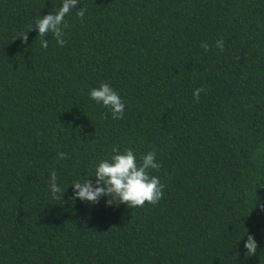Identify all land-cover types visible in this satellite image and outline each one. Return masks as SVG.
I'll return each instance as SVG.
<instances>
[{
	"label": "trees",
	"instance_id": "trees-1",
	"mask_svg": "<svg viewBox=\"0 0 264 264\" xmlns=\"http://www.w3.org/2000/svg\"><path fill=\"white\" fill-rule=\"evenodd\" d=\"M62 3L0 0V264H264V0H80L44 48ZM114 147L156 152V205L70 200Z\"/></svg>",
	"mask_w": 264,
	"mask_h": 264
},
{
	"label": "clouds",
	"instance_id": "clouds-1",
	"mask_svg": "<svg viewBox=\"0 0 264 264\" xmlns=\"http://www.w3.org/2000/svg\"><path fill=\"white\" fill-rule=\"evenodd\" d=\"M74 9H77L76 15L83 22L87 11L80 6V0H63L62 7L55 13H49L37 18L35 23L30 25L28 32L33 29L38 30V36L41 38V45L48 47V40L45 37L52 34L57 43L64 46L67 41L64 39V30L68 27L65 17L70 15ZM28 32L22 38L24 42L28 40ZM201 47L208 51L210 47L224 50L225 44L222 39H218L215 45L210 46L207 42L201 44ZM203 88H197L194 93V99L198 102ZM91 99L97 104H102L111 111L113 119H122L125 113V103L119 94L110 86L109 83H102L98 88H93L89 92ZM105 118L107 114L105 113ZM113 155L110 159L102 160L95 171V183L89 177L83 181H75L73 186V196L70 200L77 198L82 201H88L92 204L99 203L102 197H108L107 205L127 204L130 208H138L145 203L156 205L164 195L165 185L160 178L150 175L152 170H159L161 165L156 161V152L149 151L140 158L137 157L131 148L121 152L119 148H113ZM67 153H58L59 159L66 158ZM57 174L53 171L50 174V188L54 199H64L65 191L56 183ZM244 247L247 249L246 256H253L257 253L258 242L254 235H248Z\"/></svg>",
	"mask_w": 264,
	"mask_h": 264
}]
</instances>
